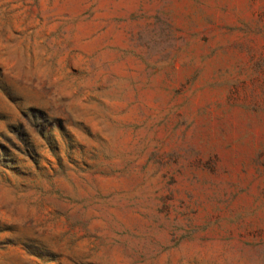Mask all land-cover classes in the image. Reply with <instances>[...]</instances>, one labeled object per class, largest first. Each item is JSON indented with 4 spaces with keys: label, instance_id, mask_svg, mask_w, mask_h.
I'll list each match as a JSON object with an SVG mask.
<instances>
[{
    "label": "rangeland",
    "instance_id": "1",
    "mask_svg": "<svg viewBox=\"0 0 264 264\" xmlns=\"http://www.w3.org/2000/svg\"><path fill=\"white\" fill-rule=\"evenodd\" d=\"M0 264H264V0H0Z\"/></svg>",
    "mask_w": 264,
    "mask_h": 264
}]
</instances>
